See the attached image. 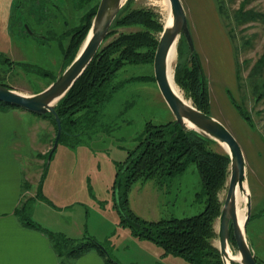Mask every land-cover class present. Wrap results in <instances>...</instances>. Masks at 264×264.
I'll list each match as a JSON object with an SVG mask.
<instances>
[{"label": "rangeland", "instance_id": "obj_1", "mask_svg": "<svg viewBox=\"0 0 264 264\" xmlns=\"http://www.w3.org/2000/svg\"><path fill=\"white\" fill-rule=\"evenodd\" d=\"M184 2L195 50L207 77L208 110L232 132L245 154L246 187L251 197L246 233L257 259L264 263V66L255 65L264 53V0ZM82 6L78 8L74 0H0V83L30 94L52 82L66 63L71 30L89 4ZM139 9L149 10L161 25L169 12L167 0H129L124 12ZM250 10L254 16L247 12ZM114 28L105 42L118 33L144 27L131 24ZM159 32L152 31L157 38ZM181 43L171 63L173 77L178 62L187 58L185 43ZM153 76V60L122 65L108 81L114 89L96 106L93 118L82 119L79 135L63 136L45 164L55 134L47 117L51 130L46 152L36 154L31 149L24 159L27 180L23 201L34 198V217L52 220L53 227L64 232H50L72 239L70 245L94 239L112 264H195L135 235L130 225L122 222L124 214L115 199L118 167L136 147L146 125L174 120ZM173 80L194 103L189 89ZM229 96L247 112L250 122L240 116ZM28 112L33 128L39 127L43 116ZM210 147L223 150L220 144ZM227 181L228 177L218 192L219 200L225 197ZM127 198V207L150 221L194 215L205 206L201 177L193 161L171 177L138 178ZM241 205L246 209V202ZM217 222L215 219L211 238L215 247ZM229 246L238 254L231 241ZM68 248L62 249L61 259L67 257Z\"/></svg>", "mask_w": 264, "mask_h": 264}, {"label": "trees", "instance_id": "obj_2", "mask_svg": "<svg viewBox=\"0 0 264 264\" xmlns=\"http://www.w3.org/2000/svg\"><path fill=\"white\" fill-rule=\"evenodd\" d=\"M92 1L74 0L78 8L87 4L89 6L81 15L80 23L71 30L69 43L65 50L64 67L77 53L90 27L99 0ZM128 1H125L114 18L110 30L90 63L55 105L62 126L59 141L63 136H75L81 133L82 129H78V125L84 118H93V114L97 112L96 106L110 96L114 86H109L108 81L122 65L153 60L159 36L157 38L152 31L161 32L163 24L156 22L149 10L124 12ZM241 6L244 7V3ZM241 6L240 11L242 12ZM247 12L254 16V10ZM131 24H140L144 28L118 33L117 36L105 42L114 33V27ZM181 41L185 43L188 57L189 49L183 36L178 41V50L181 49ZM255 65L264 66V53L256 60ZM176 68L175 81L189 89L196 107L210 114L207 77L196 50L190 59L186 58L183 62H178ZM180 71L183 76L180 75ZM229 98L240 116L250 122L247 112L234 101L232 96ZM0 106L15 107L2 101H0ZM78 112L82 114L76 115ZM92 112L94 113L91 114ZM40 115L52 120L56 133L54 115L51 112ZM212 143L218 144L194 130H183L175 120L159 125L148 123L136 147L130 150L126 159L120 163L114 185V187L118 185L117 196H115L118 210L126 215L122 216L121 220L130 225L135 235L159 243L166 252L182 255L195 264H223L218 248L211 244V238L215 235L213 223L219 216L223 202L219 200L218 192L224 187L228 177L230 158L224 149L222 151L213 150L210 147ZM50 148L46 152L45 164L48 162ZM189 161L195 163L205 193V206L199 213L180 218L171 217L150 221L140 218L127 207V193L131 184L138 178L171 177L183 171ZM33 200L34 198H27L22 201L17 208V213L25 224L38 227L30 219L29 210ZM49 235L59 257L62 255V249L67 247L69 248L66 255L71 257L96 248L107 260L112 261L94 239L87 238L74 246L70 245L73 243L72 239L64 234L49 231ZM230 241L235 245L232 235ZM258 263L264 264L259 259Z\"/></svg>", "mask_w": 264, "mask_h": 264}, {"label": "water", "instance_id": "obj_3", "mask_svg": "<svg viewBox=\"0 0 264 264\" xmlns=\"http://www.w3.org/2000/svg\"><path fill=\"white\" fill-rule=\"evenodd\" d=\"M125 1L99 0L90 27L77 53L63 67L59 75L40 91L27 94L0 83V101L36 114L51 112L54 115L56 133L48 154V161L62 132L61 120L55 110V105L90 63ZM167 2L171 21L168 24L163 23L154 52L153 75L155 82L171 109L175 122L183 130H194L216 141L221 146L222 143L227 145L228 149H224L230 158L227 190L217 218V248L222 263L227 264V247L232 235L238 256L230 258V264H259L246 233V226L251 213V197L246 187V158L243 149L236 137L219 119L202 111L188 99L179 96L168 81L167 60L171 47L174 46L177 49L178 41L183 36L189 49L187 59H190L195 46L182 0H167ZM25 26L31 32L28 25ZM237 188L247 193L245 218L242 226L237 219L235 199ZM122 213L124 214V212ZM124 216L126 215L124 214Z\"/></svg>", "mask_w": 264, "mask_h": 264}, {"label": "crops", "instance_id": "obj_4", "mask_svg": "<svg viewBox=\"0 0 264 264\" xmlns=\"http://www.w3.org/2000/svg\"><path fill=\"white\" fill-rule=\"evenodd\" d=\"M182 3L185 9L184 0ZM50 130L47 117H42L39 127L33 128L27 110L0 106V264H112L96 248L61 259L49 231L64 232L63 229L53 227L52 220L34 217L32 207L30 219L33 217L38 227L25 224L18 216L17 208L26 190L24 159L31 149L36 154L46 152Z\"/></svg>", "mask_w": 264, "mask_h": 264}, {"label": "bare ground", "instance_id": "obj_5", "mask_svg": "<svg viewBox=\"0 0 264 264\" xmlns=\"http://www.w3.org/2000/svg\"><path fill=\"white\" fill-rule=\"evenodd\" d=\"M170 21H171V18H170V14L168 12V15L165 19V23L168 24V23H170ZM175 54H176V49L174 46H172L170 53H169V56H168V60H167V77H168V81H169L171 87L173 88V90L179 96L184 97V95L181 93V90H179L177 84H175V82L173 80L174 77H173V71L171 68V63H172V60H173ZM222 147H223V149H228L227 145L225 143H222ZM246 194L247 193L245 191H241L239 188H237L236 193H235V199H236V205H237V219H238V222L241 226H242L243 219L245 218V208L242 207L241 204L246 201V199H247ZM227 253H228V256L226 258V263L230 264V258H235L238 256V254H236V253L234 254L231 251L229 246L227 247Z\"/></svg>", "mask_w": 264, "mask_h": 264}]
</instances>
